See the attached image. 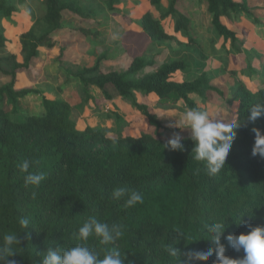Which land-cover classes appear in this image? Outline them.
I'll return each mask as SVG.
<instances>
[{"label": "trees", "instance_id": "trees-1", "mask_svg": "<svg viewBox=\"0 0 264 264\" xmlns=\"http://www.w3.org/2000/svg\"><path fill=\"white\" fill-rule=\"evenodd\" d=\"M41 1L44 12L34 15L33 23L19 34L21 58L13 52L0 56V74L9 78L0 87V243L5 234L11 233L19 234L21 240V247L15 246L19 254L9 259L17 264H37L47 247L74 246L79 242L75 233L93 215L109 225H124V235L115 246L122 255L126 253L125 264H174L163 250L165 244H174L181 251L206 250L209 242L201 239L207 237L203 226L213 220L227 217L225 235H238L248 231L249 226L264 225V159L251 155L255 136L251 129L255 126L264 132V115L255 125L246 119L254 103L264 102V85L252 89L236 81L231 87L230 101L235 112L230 122L238 119L241 127L236 130L226 165L215 176H209L204 162L193 159L194 142L190 135L184 136L183 151L164 148L167 140L160 134L165 129L162 119L136 98L153 96L155 108L164 111L178 109L180 102L181 112L192 108L206 110L205 105L213 101L214 94L222 96V90L211 84L204 71L194 78L181 79V72L189 67L183 59L143 73L154 66L153 59L144 55L134 57L121 72L104 71L100 65L104 55L98 56L92 66H81L59 56L60 68L75 81L82 117H117L103 112V104L91 93L92 88H97L104 99L111 100V88L129 100L133 111L154 128L153 133L118 134L111 128L91 127L84 120L72 118V106L65 100L49 98L35 88L14 89L16 74L28 70L40 49L54 47L51 35L60 29L65 12L82 19L91 16L83 0ZM146 1L149 8L139 16L137 24L149 40L174 41L183 49H205L189 18L177 7L179 0H166V5L163 0ZM198 1L210 16V53L227 66L229 55L238 51V36L223 19L239 22L253 8L248 0ZM102 3L108 13L115 15L122 0ZM17 11L11 0H0V18ZM80 31L94 34L83 28ZM217 39L221 41L219 48L214 46ZM9 43L10 38L0 30V46L7 48ZM28 94L41 96L42 114H19L17 99ZM191 95L200 98V106ZM5 105H10V110ZM24 159L35 162L30 171L46 173L38 188L24 184L25 174L18 168ZM197 168L201 171L194 174ZM117 187L141 192L144 202L125 208L123 199L111 197ZM21 217L29 218L31 223L24 230L19 225ZM177 229L186 234V242L180 238L175 243ZM192 238L200 240L191 242ZM221 242L225 244V255H243L235 252L223 237ZM87 243L97 251L113 247L100 245L95 237ZM214 259L215 256L209 257L197 264H212Z\"/></svg>", "mask_w": 264, "mask_h": 264}, {"label": "rangeland", "instance_id": "rangeland-1", "mask_svg": "<svg viewBox=\"0 0 264 264\" xmlns=\"http://www.w3.org/2000/svg\"><path fill=\"white\" fill-rule=\"evenodd\" d=\"M11 1L16 4L18 11L8 17L0 18V30L5 37L10 38L7 48L0 46V56L13 52L20 59L19 34L33 23L34 15H41L44 12L45 5L41 0ZM83 2L90 10V19H82L65 12L60 29L51 35L54 47L40 49L38 58L32 62L28 70L16 74L15 90L35 88L49 98L65 100L72 106V118L79 121L81 119L78 109L80 98L75 81L66 77L58 64L60 54V59L81 66H92L98 56L104 55L100 62L102 69L119 72L124 71L134 57L144 55L153 59L154 66L144 69L143 73L153 72L163 63L174 59H183L189 67L181 72V79L194 78L204 71L210 76L211 84L222 90L223 95L214 94L213 101L207 103L205 107L210 115L229 123L234 118L235 112V105L230 101V86L232 87L236 81H241L252 89L264 85V0H250V6L253 9L250 14L243 15L239 22L223 19L224 24L238 34L235 43L238 50L246 37L249 39L253 36L254 40L256 39L254 34H257L262 38L263 43L249 41L242 47V54L247 58L245 61L247 68H244L241 54L231 53L227 66L213 58L210 53L211 31L208 27L210 16L198 0H179L177 7L189 18L191 27L202 38L205 49L199 47L183 49L174 41L158 43L149 40L137 24L139 16L149 8L146 0H122L115 15L108 13L102 0H83ZM163 3L166 5V0H163ZM165 25L167 27L166 23ZM81 28L94 34L84 35L80 31ZM254 31L257 33H252ZM220 43L221 41L217 39L214 46L219 48ZM258 78L263 80H254ZM8 81V77L0 74V87ZM108 90L113 96L111 100L104 99L97 88H92L91 93L94 97L103 100L101 101L103 112L115 114L117 117H86L91 126L111 128L118 134L154 132V128L141 115L133 111L127 98L119 96L111 88ZM190 97L197 106H200L198 96ZM136 98L139 102L148 105L150 111L162 119L165 129L160 134L163 139H169L174 132H179L182 137L190 135L188 129L181 130L168 126L174 119L179 123L184 115L185 112L180 111L181 102L178 103V109L164 111L155 108L153 96L136 95ZM5 108L10 110L11 106L5 105ZM16 109L20 115L42 114L41 96L28 94L17 99ZM169 128H175V130Z\"/></svg>", "mask_w": 264, "mask_h": 264}, {"label": "clouds", "instance_id": "clouds-1", "mask_svg": "<svg viewBox=\"0 0 264 264\" xmlns=\"http://www.w3.org/2000/svg\"><path fill=\"white\" fill-rule=\"evenodd\" d=\"M248 113L247 121L255 125L258 118L264 115V102L254 103L249 108ZM168 126L190 131L189 138L194 142L191 151V153H194L193 159L197 162H204L207 174L215 176L226 165L228 154L236 138V130L241 127V122L237 119L225 123L216 116L210 115L207 110L192 108L185 111L179 123L174 119ZM251 130L255 134L251 155L253 157L258 155L261 159H264V132L255 126ZM183 139L184 137L179 132H174L162 146L173 151H183L185 148L182 142ZM34 163L31 159H24L18 165V168L21 173L25 174V186L30 185L38 188L46 179V173L43 171H30ZM200 171L201 169L197 168L194 174H199ZM32 195L35 198L36 193L33 192ZM111 197L117 201L123 199L125 208L134 207L138 203L142 204L144 202L141 192L127 187L115 188L111 193ZM19 225L22 230L26 229L31 225L29 218H19ZM228 226L227 217L204 224L203 230L207 233V237L201 239L209 242L206 250L189 249L181 251L179 248L174 247V244L163 245V250L173 258L174 264H197V262H206L209 257L213 256H215V259L212 264H264V225L249 226L248 231L241 232L238 235L233 233L225 235ZM175 233L177 234L174 238L175 243L180 238H183L185 242L188 239L186 234L179 229L175 230ZM123 235V224L113 223L109 225L106 222H101L94 215L89 216L75 233V239L79 241L78 243L63 249L59 246L47 247L46 254L37 264H125L126 253L122 255L121 250L115 246ZM90 237L97 238L102 246L113 245V247H104L97 251L88 246L87 242ZM222 237L235 252H242L243 255L235 258L225 255L226 248L225 244L221 242ZM197 240L200 239L192 238L191 242ZM20 245L19 234H5L3 242L0 243V264H17L16 260L9 259V257L19 254L15 250V246ZM101 251L103 252L102 257Z\"/></svg>", "mask_w": 264, "mask_h": 264}, {"label": "crops", "instance_id": "crops-1", "mask_svg": "<svg viewBox=\"0 0 264 264\" xmlns=\"http://www.w3.org/2000/svg\"><path fill=\"white\" fill-rule=\"evenodd\" d=\"M249 1V4H250V0H248ZM248 30V29H247ZM252 33H257L256 31H254V32H252ZM255 35V38L256 39H252L253 38V36H251V38H249L248 39V37H246L245 38V40H244V42H243V45H242V47H244V46H246L247 44H248V42L249 41H254V42H256V43H258V42H260V43H263V41H262V38L260 37V36H258L257 34H254ZM237 36H238V34H237ZM242 39H243V36H242ZM248 39V40H247ZM237 47V46H236ZM242 47H240L239 48V50L238 51H236V53L235 54H241L242 56H243V63H244V68H247L248 67V65L247 64H245V61H246V56L245 55H243L242 54V52H243V48ZM241 50V53H239V51ZM239 65H241L240 63H238ZM234 68H236V66L234 67ZM255 81H257V80H263L262 78H258V79H254ZM230 88H231V86H230ZM96 98V97H95ZM96 99H98V101H99V103H101V101H103V100H101L100 98H96ZM102 104V103H101ZM80 107H81V105H80V100H79V102H78V109H80ZM80 112V111H79ZM80 116H81V113H80ZM87 119L88 118H86V117H82L81 116V119L79 120V121H81V120H84V122L85 123H87L89 126H91L90 124H89V122L87 121ZM91 127H100V126H91Z\"/></svg>", "mask_w": 264, "mask_h": 264}]
</instances>
